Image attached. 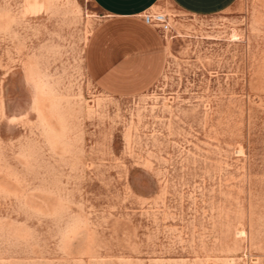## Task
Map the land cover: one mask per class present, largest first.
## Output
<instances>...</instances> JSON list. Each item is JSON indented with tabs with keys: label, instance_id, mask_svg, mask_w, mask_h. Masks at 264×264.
<instances>
[{
	"label": "rangeland",
	"instance_id": "374dc122",
	"mask_svg": "<svg viewBox=\"0 0 264 264\" xmlns=\"http://www.w3.org/2000/svg\"><path fill=\"white\" fill-rule=\"evenodd\" d=\"M152 11L162 74L113 97L93 0H0V264H264V0Z\"/></svg>",
	"mask_w": 264,
	"mask_h": 264
},
{
	"label": "crops",
	"instance_id": "0c3cea01",
	"mask_svg": "<svg viewBox=\"0 0 264 264\" xmlns=\"http://www.w3.org/2000/svg\"><path fill=\"white\" fill-rule=\"evenodd\" d=\"M104 19L89 36L84 65L88 77L113 97H132L150 89L165 66L164 36L141 19L146 10L168 2L192 15H213L236 0H93Z\"/></svg>",
	"mask_w": 264,
	"mask_h": 264
},
{
	"label": "built area",
	"instance_id": "2783aa9c",
	"mask_svg": "<svg viewBox=\"0 0 264 264\" xmlns=\"http://www.w3.org/2000/svg\"><path fill=\"white\" fill-rule=\"evenodd\" d=\"M141 19L154 29L158 30L162 35H167L171 32V22L169 16L164 13L152 10H146L141 14Z\"/></svg>",
	"mask_w": 264,
	"mask_h": 264
}]
</instances>
